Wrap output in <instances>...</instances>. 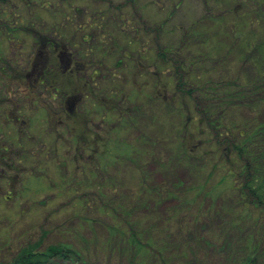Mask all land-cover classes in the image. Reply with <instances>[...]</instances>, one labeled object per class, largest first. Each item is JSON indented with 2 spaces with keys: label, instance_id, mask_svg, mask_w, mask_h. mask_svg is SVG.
I'll list each match as a JSON object with an SVG mask.
<instances>
[{
  "label": "rangeland",
  "instance_id": "obj_1",
  "mask_svg": "<svg viewBox=\"0 0 264 264\" xmlns=\"http://www.w3.org/2000/svg\"><path fill=\"white\" fill-rule=\"evenodd\" d=\"M247 2H0V264L60 247L78 252L80 264H157L161 251L165 264H264V207L218 187L235 171L243 189L242 167L253 162H229L236 157L225 131L239 143L242 123L264 122V91L250 86L264 72V51L258 65L244 53L245 35L264 43V2ZM236 6L239 24L247 15L259 33L238 27L244 35L233 39ZM156 83L166 84V107ZM228 86L236 97L226 100ZM207 91L213 113L201 98ZM9 111L33 122V132L23 125L16 138ZM212 122L225 124L223 137ZM227 210L247 220L231 227ZM109 225L152 241L155 256L146 263Z\"/></svg>",
  "mask_w": 264,
  "mask_h": 264
},
{
  "label": "trees",
  "instance_id": "obj_2",
  "mask_svg": "<svg viewBox=\"0 0 264 264\" xmlns=\"http://www.w3.org/2000/svg\"><path fill=\"white\" fill-rule=\"evenodd\" d=\"M3 1L4 0H0V2H3ZM244 1L247 2L248 0H244ZM249 1H250L249 2L250 7H253V8H254V5H252V4L260 3V1L264 2V0H249ZM235 8L236 9H232L231 14H236V15L230 17L235 22V23H233V24H235V25H233L234 29H230L231 35L233 34L232 35L233 39L235 41L241 40L243 35H244L243 32L244 31L249 32V29L252 30L253 32L259 33L257 28L256 27L254 28V25L256 24V23H254L255 21H251V17L249 18V17H247V15L245 16V20L239 24L238 20L241 18V16L238 13L240 11H239L238 6H236ZM249 10L252 11L253 9L250 8ZM249 15H251V14H249ZM226 23H227V21H226ZM261 23H264V20H261ZM238 27L240 28L239 29L240 31H241V27H242L243 32H235L236 28H238ZM227 29L229 31V28H226V30ZM261 30H264V27H262L260 29V31ZM245 37H248L250 39H247L245 42L244 53H245V55L251 57L253 64L258 65L259 64L258 60H260L259 58H262V55L264 56V53H262V55H261V52L264 51V50H262L264 48V43L263 42L261 43L260 41L255 40V38L252 39L249 36V34L245 35ZM257 42H260V43H257ZM41 52H42V50L39 52V54ZM253 53H255V54L257 53L258 54L257 57H255L253 55ZM163 54H165V53L163 52ZM252 77H253V81H251V76L245 77V80H246L245 83L249 84L251 81L252 83L250 86H256V89H258V90H256V92L264 91V72L262 73V72L258 71V72H256V75H254ZM170 83H171V80L168 84H170ZM230 83H232V85L235 86V84H238L239 81H233ZM261 83H263V88L258 87V85H260ZM176 84H177V82H176ZM176 84H175V86H176ZM161 85H166V84L162 83ZM161 85L159 86L160 87L159 88L157 86V83H156V85L154 87V90H156L154 96L157 98H155V97L154 98L157 99L158 101H160L161 103H163L166 107V104L170 103V100L165 96L166 95L165 93L160 94L161 87H162ZM228 87H229V90L231 91V93H229L230 91L227 89L225 91L221 90V93L224 94V96L226 97V100H228V98L230 96H232V94H233L234 98L236 97V91L232 88V86H228ZM169 93L173 94L175 92L169 91ZM212 94L214 96V93H212ZM183 98L190 100L192 102L193 107H196L195 104H199V101L197 100V98L194 97L191 93H187L186 96ZM201 98H202V100H205V103L207 101V103L209 104V108L207 110L209 112L212 111V113H213L212 104H214V102H213V98L208 93V91H207L206 95L201 96ZM218 101H219V103H221V105L226 104L223 102L222 98L221 99L219 98ZM216 102H217V100H216ZM249 102L251 103L252 101L250 100ZM77 103L79 104V102H77ZM241 103H243L242 100H241ZM221 112H223V109L221 110ZM46 113H47V111H46ZM182 114H184L183 116H185V113L183 111H182ZM184 118L186 119V117H184ZM209 126H211V128H214L218 131L219 135L216 134V137L217 136L223 137L222 133L220 131L221 130L224 131L225 129H227V127H225V124L223 122H219V123L212 122ZM240 129L242 132H240V134H239V137H240L239 143L236 142V136H232L231 135L232 133L229 130L225 131V136H227V139L224 140V138H223V142L225 143L224 145L227 147V149L231 150L232 153L236 157L235 160L231 159V160H229V162L232 163L235 161L237 164L238 160L242 159L243 161H245L246 158H252L253 162L252 161H249V162L245 161L244 163H248V164L252 163V166H253V164H255V167L251 168V166L248 164H247L248 167H242L241 174L245 178L243 179V181H241L240 184H242L243 189L240 188L239 185L236 184L237 182L234 178H237L239 175L235 171L234 172L230 171L229 174L227 173V171H225L224 175L219 180L218 187H221V186H223V184H226L229 191L232 192L231 195H233V194L236 195L239 193L244 194L246 196L249 195L252 202H254L253 204L260 205V206L264 207V122L257 124L256 126L252 123H247V124L242 123ZM19 136H20V134H19ZM216 140H217L216 143H218L219 141L217 138H216ZM225 152L227 153L226 150H225ZM183 155L186 158H190V155L186 152H184ZM220 157H221V149L218 152L217 159H220ZM224 160H225L224 163L225 162L227 163V160L226 159H224ZM262 167H263V170L260 171ZM216 171H217V169H216V167H214V171L211 172V175H213L214 173H215L214 175H216ZM207 185L208 184H203L200 186L201 192L207 190V189H205V187ZM156 189H157V191H159V190L162 191L160 188H156ZM209 189L207 191H209ZM215 191H216V188H213L211 192H214V194L217 197V194H223L225 192V188H220L219 192L218 191L215 192ZM163 192H165V191H163ZM207 194L209 195V192ZM235 195L231 196L230 199L235 197ZM173 197H177V196H173ZM173 199H175V198H173ZM239 204L242 207H245V205H246L245 198L239 196ZM250 204H252V203H250ZM250 204H249V206H250ZM227 211H229V210H227ZM228 213H230V211ZM230 214L234 217V222H232L230 220V223L228 224L231 227L232 226L238 227L237 225L240 224L241 221L247 220L244 218H243V220H240L239 219L240 216H234L232 211ZM126 217H130L131 221H133L132 216L126 214ZM117 229L118 228L115 226L113 227V225H109L107 227V230L115 238L120 235L119 239L123 243L128 244L131 248H134L133 249L134 252L140 253L141 256L146 258L145 259L146 263L152 257L155 256V254H154L155 251L152 249V248H155V245H154V243H152V241L151 242L150 241L147 242L145 240L142 241V236L136 232H131L130 228L128 231H126V229H125L122 232L120 231V233H119V231H117ZM143 242H146V243L144 244ZM253 243H254V241H249V242L247 241V244H248L247 249L252 254H254V252L256 251V246L253 247ZM121 249H123V248H121ZM151 251L154 253H152ZM120 253H121V251H120ZM159 254L163 258H161L160 263L157 262V264H165L166 259H164L165 257L162 255V251L159 252ZM78 257H80L79 253L78 252L76 253V251H73L72 249H70L68 247H60L57 249L50 248V251L47 254L40 253L37 255L35 253L30 254L29 252H26V254L21 255L17 259V261L12 262L11 264H56L57 262H64V261L65 262L76 261L80 264V262H79L80 260L78 259ZM248 262L249 263L252 262L251 255H248L247 263Z\"/></svg>",
  "mask_w": 264,
  "mask_h": 264
},
{
  "label": "flooded vegetation",
  "instance_id": "obj_3",
  "mask_svg": "<svg viewBox=\"0 0 264 264\" xmlns=\"http://www.w3.org/2000/svg\"><path fill=\"white\" fill-rule=\"evenodd\" d=\"M10 113H11V111H9L8 113H6L5 114V120L7 121V122H11V123H15L14 124V126L16 127V128H14V126L13 127H11L10 128V131L11 130H14V132L15 131H18V133L16 132V134H18L17 136H16V138L18 137V138H20V137H22L21 136V129H22V127H23V125L25 126V130H27V128H29V130L30 131H32L33 132V130H32V128L31 127H33L34 126V124H33V122L31 123V121H29V119L28 118H25V119H22L21 117L23 116V115H20L19 117H15V116H10ZM44 113V112H43ZM3 117H1V119H2ZM20 118V119H19ZM52 119H53V117L50 115V113L47 111V113H45V119H43L42 121H44V120H47V121H52ZM19 134H20V136H19ZM15 138V139H16Z\"/></svg>",
  "mask_w": 264,
  "mask_h": 264
}]
</instances>
